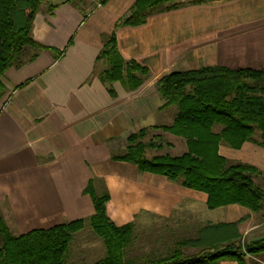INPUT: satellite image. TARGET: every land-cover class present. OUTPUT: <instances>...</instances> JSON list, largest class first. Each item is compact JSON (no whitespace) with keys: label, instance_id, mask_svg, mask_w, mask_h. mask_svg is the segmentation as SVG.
Returning <instances> with one entry per match:
<instances>
[{"label":"crops","instance_id":"0c3cea01","mask_svg":"<svg viewBox=\"0 0 264 264\" xmlns=\"http://www.w3.org/2000/svg\"><path fill=\"white\" fill-rule=\"evenodd\" d=\"M136 1L108 0L84 10L52 0V13L49 8L36 16L33 38L45 50L2 79V218L13 235L89 219L94 204L84 191L92 183L98 194L108 193L107 214L118 226L135 222L143 232L165 220L180 228L246 219L239 225L242 239L264 238V219L248 208L210 210L205 193L111 157L131 134L162 121L157 83L163 76L214 66L264 71V0L185 5L153 14L141 26L118 25ZM112 34L126 61L149 69L136 89L118 81L111 92L98 76L107 67L98 57ZM219 153L264 177L263 147L246 142L235 150L222 144ZM246 262L264 264L251 256Z\"/></svg>","mask_w":264,"mask_h":264},{"label":"trees","instance_id":"16d2710c","mask_svg":"<svg viewBox=\"0 0 264 264\" xmlns=\"http://www.w3.org/2000/svg\"><path fill=\"white\" fill-rule=\"evenodd\" d=\"M83 1L66 3L79 8L78 2ZM216 1L221 0H137L118 25L137 27L153 14ZM44 3L45 0H0V101L6 92L2 80L6 72L33 61L45 50L32 36L34 20ZM49 8L52 13L55 6ZM98 62L107 66L98 76L111 92L118 81L136 89L149 74L147 67L122 57L115 34L105 42ZM157 88L164 100L161 109L177 108L173 124L162 129L184 138L187 153L148 159L146 149L159 147L143 142L148 131L143 129L131 134L126 147L114 151L112 159L135 164L143 172L205 193L210 210L238 204L254 213L264 211V190L253 179L257 169L229 162L219 153L222 144L239 150L252 142L264 148V71L201 67L167 74L158 81ZM215 128H219L218 132ZM257 131L259 139L254 136ZM84 192L94 204L95 213L89 219L13 235L0 214V264H67L70 245L87 228L91 229L86 230L91 233L87 238L104 248V255L92 264H218L228 259L247 264L248 256L264 260V238L242 239L239 225L246 219L230 224L193 223L180 228L165 220L141 232L135 222L118 226L108 217V193L98 194L92 183Z\"/></svg>","mask_w":264,"mask_h":264},{"label":"rangeland","instance_id":"374dc122","mask_svg":"<svg viewBox=\"0 0 264 264\" xmlns=\"http://www.w3.org/2000/svg\"><path fill=\"white\" fill-rule=\"evenodd\" d=\"M102 1L103 0H84L83 2H78V7L83 8L84 10H91L94 7H96L98 4H100ZM50 2H52V0H45V3L42 5L40 9V14H46L47 9H49ZM26 51H29V48H26ZM176 109L177 108L175 106L165 109V111L163 112L164 117L162 116L163 117L162 121L161 120L159 121L160 122V124L158 125L159 128L148 129L147 136L143 139V142L144 143L152 142L154 143V145H157V147H159V148L149 147L146 149L145 156L148 159L157 156H165V155H170L172 157H180L185 153H187L186 140L184 138L176 136L169 132H165L162 129L163 127H169L173 124L177 112ZM218 130L219 128H215L216 132H218ZM254 136L256 139H259L260 138L259 132L257 131ZM229 162L234 163V161H229ZM254 178H255V183L264 190V179L262 177L260 178L256 176H254ZM263 206H264V202H263ZM255 217L256 219H261V218L264 219V211L257 213ZM207 218H205V220ZM145 221H147V219ZM205 223H207V221H205ZM87 229L91 230L90 228ZM86 230H84L83 235L75 239L73 244L70 245L67 264H92L93 262H95L97 259H99L104 255V251H103L104 248L102 249L100 243L93 242L94 240L91 241L89 238H87L91 233ZM88 243H90V245L87 247ZM0 246H1V241H0ZM191 251L197 252L196 250H185L186 253H189ZM84 259L86 263L84 262Z\"/></svg>","mask_w":264,"mask_h":264}]
</instances>
